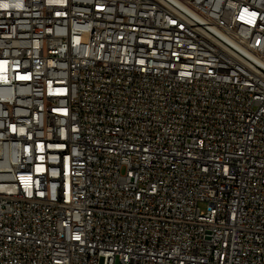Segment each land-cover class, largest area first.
Wrapping results in <instances>:
<instances>
[{
  "label": "built area",
  "instance_id": "built-area-1",
  "mask_svg": "<svg viewBox=\"0 0 264 264\" xmlns=\"http://www.w3.org/2000/svg\"><path fill=\"white\" fill-rule=\"evenodd\" d=\"M0 264H264V0H0Z\"/></svg>",
  "mask_w": 264,
  "mask_h": 264
}]
</instances>
